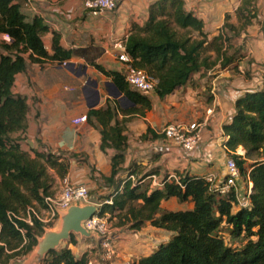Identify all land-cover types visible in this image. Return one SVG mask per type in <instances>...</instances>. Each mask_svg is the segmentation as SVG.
I'll return each instance as SVG.
<instances>
[{
  "label": "trees",
  "instance_id": "16d2710c",
  "mask_svg": "<svg viewBox=\"0 0 264 264\" xmlns=\"http://www.w3.org/2000/svg\"><path fill=\"white\" fill-rule=\"evenodd\" d=\"M123 0H120V5ZM240 8L237 16L243 27L255 17ZM226 23L219 35L210 39L205 23L188 11L184 0H158L149 9L143 24H134L124 41L126 52L137 69L158 81L155 94L164 99L188 85L195 75L220 66L222 70L238 63L239 50L233 55L236 31ZM50 32L40 17H30L19 0H0V263H10L33 252L44 226H34L9 218L10 213L25 214L30 206H42L50 194L48 168L65 179L69 158L30 148L23 143L28 131L30 107L25 97L14 93L16 78L26 72L28 60L38 65L62 66L74 53L66 50L61 35L53 33L52 51L44 37ZM197 34V35H195ZM9 35L11 40H4ZM242 49V48H240ZM214 52L215 58L209 53ZM241 54V52H240ZM90 66L112 80L134 107L124 109L109 99L105 107L91 109L87 122L101 134L100 149L113 151L111 174L104 177L108 192L101 197L99 218L110 216L117 227L141 231L149 225L173 233L149 256L133 264H264V72L262 87L247 92L236 102L231 123L224 126L229 158L240 176L253 184L247 207L239 204L235 191L222 195L210 189L205 177L177 173L179 181H163L164 187H152L140 178L136 166L125 169L128 149V124L144 117L153 108L149 95L133 90L121 69L108 70L92 62ZM124 118L120 121L119 115ZM164 136V135H163ZM159 136H157L158 138ZM165 137V136H164ZM245 155H239V148ZM34 155H33V154ZM124 175V176H123ZM134 176V182L131 177ZM176 200L192 203L189 210L168 211L163 203ZM25 231V234L20 232ZM228 233L224 234V230ZM68 244L76 246L71 236ZM43 264H90L88 253L75 255L68 246L50 252Z\"/></svg>",
  "mask_w": 264,
  "mask_h": 264
},
{
  "label": "crops",
  "instance_id": "0c3cea01",
  "mask_svg": "<svg viewBox=\"0 0 264 264\" xmlns=\"http://www.w3.org/2000/svg\"><path fill=\"white\" fill-rule=\"evenodd\" d=\"M19 1L22 3V0ZM83 1L27 0L28 7L22 6L25 14L42 18L49 27L50 32L43 41L50 54L53 53V33L57 32L61 35L62 46L74 53L69 63L74 64L75 68L76 65L88 68L92 62H96L108 70L121 69L115 56V45L126 40L134 24L143 25L148 20L149 9L158 0H123L117 11L104 12L99 16L85 11ZM184 1L188 11L204 21L205 32L210 39L219 35L226 23V16L229 15V23L236 28L230 36L238 35L242 39L243 56L236 63L237 68L232 65L222 70L217 66L199 73L188 85L164 99H160L155 93L149 94L153 103L152 110L128 124L127 162L124 167L127 169L136 166L140 178L152 173L144 179V183H152V187V176L163 182L165 178L178 177L177 173L184 172L205 178L213 174L218 182L225 180L229 153L225 146L227 138L224 126L231 123L236 113L237 100L247 92L258 91L262 87L264 0H243L241 3ZM240 8L247 9L246 16L250 11L255 15L251 24L246 27H243L244 20L240 21L237 16ZM13 91L27 98L30 107L24 143L30 148L68 157L70 169L66 178L74 185H86L91 193L96 190L91 203L100 205L98 199L108 192L104 187V177L111 174V157L114 152L101 151V134L97 128L90 126L88 122H77L91 110L89 105L93 99L92 91L88 92L82 79L63 66H41L30 60L26 72L17 76ZM100 95L97 108L105 107L110 99L103 97L101 91ZM210 110H213L212 115L208 114ZM123 118L120 114L119 120ZM170 123L203 125L202 142L193 155L186 154L163 136L164 127ZM237 153L245 155V150L241 147ZM51 173L54 185L50 194L56 196L61 191L64 179L53 170ZM239 187L241 196L246 197L249 189L252 192L253 184L241 179ZM168 202L163 203V208ZM190 204L192 208L193 204ZM148 230L154 235L165 231L152 226ZM137 247L141 246L132 245L129 255L139 254ZM89 248L90 246H86L78 257L85 253L91 255ZM118 251L125 258V252L122 249ZM35 252L6 264H36ZM104 254L103 264H122L121 261L109 263L106 251ZM136 259L139 260V256ZM92 263L90 260V264Z\"/></svg>",
  "mask_w": 264,
  "mask_h": 264
},
{
  "label": "built area",
  "instance_id": "2783aa9c",
  "mask_svg": "<svg viewBox=\"0 0 264 264\" xmlns=\"http://www.w3.org/2000/svg\"><path fill=\"white\" fill-rule=\"evenodd\" d=\"M219 1L222 3H228L235 1L241 3L243 0H212ZM120 7V0H84L83 8L89 14L93 16H99L104 12H115ZM4 40H11L9 35L3 36ZM117 54V60L121 64V70L124 72L125 79L129 86L142 94L149 95L154 94L158 81L152 78L148 73L143 70L137 69L133 65V60L126 52L124 42H119L115 45ZM67 63L62 66L65 67ZM209 115L213 114V110L208 112ZM78 123H86L87 116L81 117ZM203 125L199 123H193L185 125L182 123H171L164 127L162 134L165 138L179 148H181L186 154L193 155L202 142ZM227 177L225 180L218 182L215 175L211 174L206 177V181L210 184V189L222 195H227L233 191L237 194V198L240 206L247 207L249 204L248 198L251 194L249 193L246 197L241 196L239 187L240 171L231 158L227 160ZM154 181V187L163 188V182L159 181L157 177H150ZM131 179L135 182L134 176ZM179 181L177 176H170L168 180ZM77 203H91L90 190L86 185H74L69 179L65 178L62 181V188L58 195L49 196L45 199V204L42 206H30L25 214L16 215L14 213L9 214V218L12 221H24L27 224L34 226L35 222L41 223L44 228H50L55 225L60 217L59 212L68 209L71 205ZM101 206V205H99ZM85 228L90 232H96L102 236L101 245L106 251L108 257L115 255L114 242L109 234L108 225L105 218H99L98 216L92 218L85 224ZM15 226L19 229L18 224L15 222ZM22 234L25 231L20 229Z\"/></svg>",
  "mask_w": 264,
  "mask_h": 264
},
{
  "label": "rangeland",
  "instance_id": "374dc122",
  "mask_svg": "<svg viewBox=\"0 0 264 264\" xmlns=\"http://www.w3.org/2000/svg\"><path fill=\"white\" fill-rule=\"evenodd\" d=\"M26 1L27 0H22V5H24V7L26 6ZM28 7V6H26ZM224 28V26H223ZM223 28L220 30L223 31ZM231 34V33H230ZM197 35V34H195ZM234 43V49L230 52L231 55H233L235 53V50H239L238 56L240 57L241 55H243L242 53V49L241 48V43H242V39H234L233 41ZM241 52V54H240ZM209 55H211L213 58H215V53L211 52L209 53ZM115 56L117 57V54H115ZM118 61V60H117ZM84 70L85 67H83L82 69H80L78 67V65H76L75 68V74L81 73L82 75L80 76V78L82 79L83 83H85L86 89L87 91H94L96 89V87L93 85L94 81H96L98 83V88L101 91V94L103 95V97H110V100L113 103H120L119 99L114 98L113 96H110L109 94V88L106 86V83L112 82L111 79L105 77L104 75H102L101 73H99L97 70L88 67L86 70V74L84 75ZM91 80V83L88 84L86 83L88 80ZM171 124V123H170ZM24 147L26 149H28L29 151H31L29 148V145L26 143H23ZM33 154V153H32ZM34 155V154H33ZM51 170H53L52 168H48V174L50 176V185L51 187H53L54 185V180L52 179V173ZM54 172H56V170H53ZM57 173V172H56ZM58 174V173H57ZM59 175V174H58ZM242 178H240L241 180ZM62 187V186H61ZM51 190V189H50ZM98 191V190H97ZM96 192L93 191V193L90 192V196L92 198V195H94V193ZM91 201H94V199H91ZM102 199H98V202H101ZM191 208V204L187 203V204H181L178 201H171L165 204V210L168 211H173V210H183V209H189ZM105 220L107 221V225H108V231L109 234L111 235L113 242H114V251H115V255H112L111 257L107 258V261L112 262V263H116L118 261H121L122 264H126L133 263V260L138 261V259H136L138 256L139 258L141 257H145L146 255H150L160 244L162 243H166L168 242L173 234L172 233H168L166 231L160 232L159 234H152L148 229L149 226H145L141 231H138L142 234H139L138 232L135 231H131L129 230L127 227L125 228H119L117 227V220H113L110 216L105 217ZM61 228V223L57 222L55 225H53L52 227H50L47 231H58ZM224 234H227L228 231L225 229ZM77 240V245H71L68 244L67 242H64L61 247L58 249H62L65 247H69L71 249H73V252L75 253V255L79 256L84 252V249L86 246H90V250L92 252L91 255H89V259L92 260V264H103L104 260L102 258L104 254V249L101 245V239L102 236L98 235V237H94V238H82L79 235H75ZM40 237V236H39ZM43 236L40 237V240L42 239ZM82 245V246H81ZM133 246L136 245H140L141 247H137V253L135 256H131L130 251L131 248ZM37 249V248H36ZM119 249H122V251H124L125 253V258L123 257V255H119ZM125 249H127L125 251ZM106 257V256H105ZM35 262V259H34Z\"/></svg>",
  "mask_w": 264,
  "mask_h": 264
},
{
  "label": "water",
  "instance_id": "95a60500",
  "mask_svg": "<svg viewBox=\"0 0 264 264\" xmlns=\"http://www.w3.org/2000/svg\"><path fill=\"white\" fill-rule=\"evenodd\" d=\"M65 68L72 73H75V65L72 63H67ZM82 69V68H80ZM87 68L84 70V75L86 74ZM79 77L81 73L77 74ZM88 84L91 83L89 79ZM93 85L96 87V90L91 92L93 99L89 105L90 109H96L100 104V91L98 88V83L94 81ZM106 86L109 88L110 96H113L116 99H119L120 105L124 108L134 107L135 105L130 103L118 90L113 82L106 83ZM101 206L93 203H77L71 205L68 209L60 211V217L58 222L61 223V228L58 231H47L49 228L44 229V234L42 239L38 237L37 249L35 248V263L43 264L47 255L58 250L64 242H67L71 239L72 235H79L82 238H94L98 237V233L90 232L85 228V223L96 217L100 212Z\"/></svg>",
  "mask_w": 264,
  "mask_h": 264
}]
</instances>
